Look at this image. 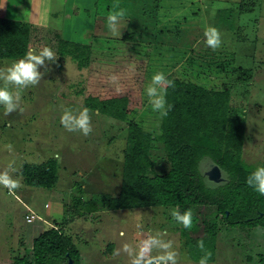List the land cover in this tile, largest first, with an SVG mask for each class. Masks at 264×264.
<instances>
[{
	"label": "rangeland",
	"instance_id": "374dc122",
	"mask_svg": "<svg viewBox=\"0 0 264 264\" xmlns=\"http://www.w3.org/2000/svg\"><path fill=\"white\" fill-rule=\"evenodd\" d=\"M3 1L4 5L0 2V16L48 24L61 36L67 37L66 23L69 19L65 16H68L65 9L70 1ZM93 1L84 0L82 6H76L83 15L82 25L85 21L89 23L88 36H121L128 26L127 19L121 20L120 32L113 34L106 24L108 10L101 15L94 12L92 17L97 19L94 26L88 9ZM163 2L166 6L163 10L172 8L169 18L185 21V26H182L188 43L184 45H188L191 51L195 50L192 52L194 57L202 59L200 53L205 49L210 54L208 58L232 56L234 74L239 75L231 91L232 102L238 107L244 106L246 118L241 159L253 171L264 167V0ZM218 8L226 9L220 21L214 16ZM160 18L163 20L166 16L161 15ZM31 25L28 52L34 50L38 53L47 46L56 53V31L35 26L38 24L34 23ZM209 26L216 27L221 34L222 45L216 51L204 43V30ZM87 29L82 26L76 30L77 33L72 31L71 40L80 43L88 41ZM160 34L165 40V35ZM179 34L183 31L178 30ZM17 60L0 58V68H6ZM238 66L242 69H236ZM48 67L51 71L37 86L21 90L20 107L23 112L17 110L5 115L3 106H0V171L9 163H14L18 171L12 175L22 185L14 193L0 186V264H9L15 256L27 255L31 258L32 239L45 224L56 223L61 225L62 233L69 236L76 246L79 264H128V257L123 253L115 255V250L124 242L135 245L148 232L156 230L164 232L166 239L174 240L177 250L182 257L186 255L189 258L190 264H198L203 255L198 247L201 240L205 248L212 252L208 264H264V227L261 225L228 224L222 220L221 214L213 213L214 217L212 210L205 207L206 210L193 208V227L185 229L173 219L171 213L176 210L173 206L102 208L99 202L101 195L116 194L120 187L122 162L113 146L117 147L114 144L122 133L121 125L109 130V133L118 131V138L107 144L108 135L101 136L98 126L89 135L95 139L91 142L87 136L68 132L60 121L54 124L56 116L60 119L66 109H62V98L72 100L77 106L82 104L80 88L84 85L86 70L79 69L70 56H64L60 66L55 62ZM38 70L44 72L43 67ZM154 153L160 164H168L161 144ZM50 157L58 163L55 183L51 187L29 183L21 173L23 166L27 165V170L32 173ZM210 165L209 160L204 162L203 170L209 169ZM27 208L32 209L39 220L27 223L24 218ZM211 217L215 218V225ZM137 224L143 226L142 230L137 229ZM111 245L113 251L107 254Z\"/></svg>",
	"mask_w": 264,
	"mask_h": 264
},
{
	"label": "trees",
	"instance_id": "16d2710c",
	"mask_svg": "<svg viewBox=\"0 0 264 264\" xmlns=\"http://www.w3.org/2000/svg\"><path fill=\"white\" fill-rule=\"evenodd\" d=\"M163 1L96 0L97 15L106 10L125 11L128 26L119 37L92 35L91 42L80 43L55 33L57 65L70 56L79 69L86 70L80 88L82 104L77 106L64 97L62 109L89 108L93 131L100 127L101 136L108 135L107 144L118 138V131L109 130L121 125L117 147L113 146L122 162L119 191L101 195L100 205L107 209L173 206L181 213L207 208L214 217L221 214L228 224L264 227V196L247 185L246 178L254 171L241 159L246 118L244 106L232 102L231 91L239 77L234 74L233 58H208L207 49L200 53L202 59L194 57L195 50L184 45L188 43L185 21L169 18L172 8L163 10ZM224 10L215 11L216 20L223 19ZM178 30L183 34L178 36ZM31 33L30 23L0 16V58H23ZM157 72L175 84L167 89L172 108L163 118L152 110L145 93ZM113 76L116 80L110 79ZM56 117L54 124L60 121ZM159 144L166 166L156 160ZM207 160L220 168L221 180L208 179L203 170ZM57 166V160L50 157L32 173L27 165L21 173L29 183L51 187ZM60 228L59 223L45 224L32 239L31 258L15 256L9 264H68V259L79 264L76 246ZM107 249L111 253L112 245Z\"/></svg>",
	"mask_w": 264,
	"mask_h": 264
},
{
	"label": "clouds",
	"instance_id": "9594fccd",
	"mask_svg": "<svg viewBox=\"0 0 264 264\" xmlns=\"http://www.w3.org/2000/svg\"><path fill=\"white\" fill-rule=\"evenodd\" d=\"M125 17L123 9L114 10L106 17V24L113 34L120 32V22ZM204 43L213 51L219 49L222 45L220 31L213 26H209L204 30ZM57 54L50 48L45 46L38 53L29 51L25 56L14 61L6 68H0V106H3L4 114L19 110L20 92L29 87L37 86L43 79V76L50 72L48 64L57 61ZM43 67L44 72L38 69ZM116 80V77H110ZM175 87L174 81L169 79L163 72H157L151 77V82L146 86L145 93L154 112H158L160 117H167L171 111L172 105L167 102V89ZM60 123L68 132H79L84 136L92 133V115L90 109L84 107L79 110L66 108L60 118ZM11 147V146H9ZM58 157V154H57ZM18 169L14 163H9L2 171H0V186L8 189L10 193L22 187L19 179L14 178L12 173ZM249 187L259 195L264 196V167H258L254 172L250 173L246 178ZM176 223L182 225L185 229L193 227V212L191 209L181 213L178 209L171 213ZM138 230H142L143 226L136 225ZM165 233L159 230L148 232L137 244L124 242L120 248L115 250V255L125 254L128 257V264H190L189 258L181 256L177 250L176 242L172 239H166ZM199 249L203 252L198 264H208L212 257V252L205 248L204 242H198Z\"/></svg>",
	"mask_w": 264,
	"mask_h": 264
},
{
	"label": "crops",
	"instance_id": "0c3cea01",
	"mask_svg": "<svg viewBox=\"0 0 264 264\" xmlns=\"http://www.w3.org/2000/svg\"><path fill=\"white\" fill-rule=\"evenodd\" d=\"M46 1H48V0H46ZM51 0H49V2H50ZM67 1H70L69 2V6L65 9L66 10V12H68L67 14H68V16L65 14V16H66V18L67 19H69V22H67L66 23V26L68 27V32H66V28H64V32H66V33H68L67 34V37L71 40V37H70V35H71V33H72V31H74L75 33H77L76 32V30L77 29H80L82 26H84V27H87L88 29H87V36H88V34H89V23L88 22H84V25H82V21H84L82 18H83V15H82V12H80V10L76 7V6H82V2L84 1V0H67ZM96 1V0H95ZM95 1H93V4H95ZM0 2H2V4L4 3V1L3 0H0ZM164 3V2H163ZM93 4L92 5H89V8L88 9H90V17H91V20H92V22H94V26H96L95 25V22H97V19H96V17L94 16V18L92 17V14L94 15V12H95V7L93 6ZM4 5V4H3ZM67 9H72L71 11H68ZM40 12H41V10H39ZM195 13L194 11H191V13ZM85 15H86V13H85ZM4 17V16H3ZM95 19H96V21H95ZM103 20H105V19H103ZM31 23H34V24H38V25H35V26H41V27H45V28H47V29H49V30H52V31H56V33L57 34H59L58 33V31L56 30V29H53V28H50V27H48L47 25L48 24H44V25H42L41 23H37V22H31ZM30 23V24H31ZM92 26H93V23L91 24ZM31 26H33V25H31ZM91 26V27H92ZM60 35V34H59ZM61 36V35H60ZM63 36V35H62ZM61 36V37H62ZM91 36H92V34H91ZM91 36H88V41H85V43L87 42H90L89 40H91ZM65 38L64 36L62 37V38H65V39H68V38ZM87 39V38H86ZM74 41H76V40H74ZM76 42H81V41H76ZM83 42V41H82Z\"/></svg>",
	"mask_w": 264,
	"mask_h": 264
},
{
	"label": "water",
	"instance_id": "95a60500",
	"mask_svg": "<svg viewBox=\"0 0 264 264\" xmlns=\"http://www.w3.org/2000/svg\"><path fill=\"white\" fill-rule=\"evenodd\" d=\"M208 179L219 181L222 179L221 170L216 164H211L209 169L205 170ZM68 264H72V260L68 259Z\"/></svg>",
	"mask_w": 264,
	"mask_h": 264
},
{
	"label": "built area",
	"instance_id": "2783aa9c",
	"mask_svg": "<svg viewBox=\"0 0 264 264\" xmlns=\"http://www.w3.org/2000/svg\"><path fill=\"white\" fill-rule=\"evenodd\" d=\"M24 218L27 223H32L35 220H39V216L30 208H27Z\"/></svg>",
	"mask_w": 264,
	"mask_h": 264
}]
</instances>
